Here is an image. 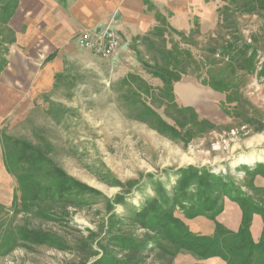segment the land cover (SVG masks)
Segmentation results:
<instances>
[{
	"label": "rangeland",
	"instance_id": "obj_1",
	"mask_svg": "<svg viewBox=\"0 0 264 264\" xmlns=\"http://www.w3.org/2000/svg\"><path fill=\"white\" fill-rule=\"evenodd\" d=\"M236 1L254 0H211L213 13L198 19L192 31L180 32L163 19L151 32L121 38L109 57L80 47L38 95L8 94L13 110L0 122V264L120 258L126 251L115 245L114 235H155L135 219L150 202L163 211L173 207L194 233L212 234L217 222L237 231L242 210L227 196L215 220L186 218V202L174 201L182 169L192 165L224 176L264 208V10L240 12ZM7 2L11 7L5 9ZM15 2L0 0V79L15 47L10 26ZM166 67L183 70L201 89H214L208 83L216 80L222 98L213 108L216 114L184 105L175 85L174 94L166 90L153 75ZM10 76L5 73L2 80L27 89ZM4 136L40 149L85 183L78 204L43 205L44 216L25 209L17 176L5 166ZM263 226L255 214L254 241L261 239ZM30 232L48 234L54 243L28 240ZM147 243L143 264H226L218 257L176 252L163 238Z\"/></svg>",
	"mask_w": 264,
	"mask_h": 264
},
{
	"label": "trees",
	"instance_id": "obj_2",
	"mask_svg": "<svg viewBox=\"0 0 264 264\" xmlns=\"http://www.w3.org/2000/svg\"><path fill=\"white\" fill-rule=\"evenodd\" d=\"M17 4L18 0L10 12V19ZM236 4V10L240 12L258 13L264 10V0L243 3L236 1ZM9 7H11L10 2H7L4 8ZM238 53L242 54L240 51ZM236 55L237 53L229 57V60L236 61ZM183 73V70L177 67H166L155 70L153 75L159 77L166 90L174 94V85L181 79ZM208 84L217 91L221 89L216 80L209 81ZM3 147L5 148V166L9 172L17 176L21 191L20 199L27 210H36L37 214L44 216L46 212L44 213L41 209L43 205L50 208L52 204L62 202L77 205L80 201L79 194L88 189L85 183L54 164L47 154L25 141L4 136ZM182 171L174 201L181 199L186 202L182 207L186 218L193 219L203 215L210 220H215L224 210L221 198L227 196L241 207L242 221L239 229L235 231L217 222L212 234L194 233L181 217L175 215L173 207L164 212L158 208L159 204L150 202L149 206L136 214L135 219H138L143 227L155 235L145 233L138 238L114 235L115 245L121 246L122 250L126 251V255L115 258L106 254L96 264H143L146 256L144 257L142 253L147 249V241L160 243L161 238L174 245L176 252L187 250L203 259L218 257L226 261V264H264V226L262 237L258 242L253 240L250 232L255 214L262 216L264 224V208L243 197V191L233 182L226 181L222 175L194 165L183 168ZM22 233L20 231L21 235ZM24 233L29 235V232ZM30 233L32 236H25L28 240L54 243L48 234L39 232L37 233L39 236L34 237L35 232Z\"/></svg>",
	"mask_w": 264,
	"mask_h": 264
},
{
	"label": "crops",
	"instance_id": "obj_3",
	"mask_svg": "<svg viewBox=\"0 0 264 264\" xmlns=\"http://www.w3.org/2000/svg\"><path fill=\"white\" fill-rule=\"evenodd\" d=\"M214 8L211 0H18L10 19L15 47L0 79V122L13 110L7 107L14 105L7 98L10 92L20 98L42 92L63 71L65 60L80 51L79 34L98 33L112 15L118 19L123 42L153 31L163 19L180 32H190ZM5 73L11 80L24 82L27 91L5 83ZM197 83L193 77L182 76L175 84L178 100L194 110L216 114L213 108L222 100L220 92L201 89Z\"/></svg>",
	"mask_w": 264,
	"mask_h": 264
},
{
	"label": "built area",
	"instance_id": "obj_4",
	"mask_svg": "<svg viewBox=\"0 0 264 264\" xmlns=\"http://www.w3.org/2000/svg\"><path fill=\"white\" fill-rule=\"evenodd\" d=\"M117 24L118 19L112 15L98 33L84 32L79 37V47L91 50L99 56L109 57L120 45L121 36L116 28Z\"/></svg>",
	"mask_w": 264,
	"mask_h": 264
}]
</instances>
